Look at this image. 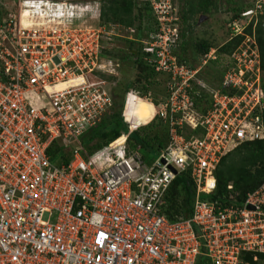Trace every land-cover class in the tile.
<instances>
[{"label":"built area","instance_id":"obj_1","mask_svg":"<svg viewBox=\"0 0 264 264\" xmlns=\"http://www.w3.org/2000/svg\"><path fill=\"white\" fill-rule=\"evenodd\" d=\"M18 2L19 12L0 20V264H196L202 249L210 264H251L244 260L249 253L258 261L264 254V182L242 204L232 194L226 206L202 195L216 190V169L227 153L264 139L259 46L254 34L240 29L262 13L261 6L230 23L231 39H243L211 91V108L202 113L190 95L192 82L217 59L216 51L198 67L180 63L176 2L142 0L155 18L141 40L144 62L169 77L167 97L158 104L136 90L126 95V104L152 103L149 122L159 117L168 124L167 147L147 164L127 143L145 124L136 115L125 117L127 133L92 154L82 142L115 102L116 84L108 77L119 63L104 59L103 33L63 24L79 18L67 2ZM36 7L52 18L23 23L22 11ZM59 10L67 16L55 21ZM183 127L203 134L187 138ZM55 142L71 151L68 164L52 161ZM181 173L196 188L193 212L170 221L163 212L166 196Z\"/></svg>","mask_w":264,"mask_h":264},{"label":"trees","instance_id":"obj_2","mask_svg":"<svg viewBox=\"0 0 264 264\" xmlns=\"http://www.w3.org/2000/svg\"><path fill=\"white\" fill-rule=\"evenodd\" d=\"M137 5L138 4L133 0H108L101 8V25L109 26L110 24H114L120 25L125 29H130L134 27L136 20L141 23V21L145 19L143 12V9L145 8L149 11L150 17H152L154 22L153 26L148 27L147 30V32H151L155 24V18L152 15L149 4L143 2V8L138 7ZM218 10L219 8L216 1L193 0L189 4L187 12L182 15L181 18L182 20L184 19V22H187L195 15L211 14V12H218ZM60 11L63 12V10ZM244 11L246 10L241 6L232 9V12L235 14L234 18L241 17L242 12ZM179 14H181L180 10ZM62 15H66V13ZM62 15H55L56 18L53 19L55 21H61ZM35 16H40L43 19L52 18L49 13L46 14L40 7H36V10L33 12L29 11V9H24L22 11L21 19L22 22L26 24L27 21L33 22ZM261 18L264 17L261 16L260 19ZM1 19L2 17H0V20ZM260 19H253L247 25L245 32L250 35L254 34L259 46L263 74L262 90L264 92V23L260 21ZM140 32H142V29L140 30L139 25L136 37L126 39L124 52L121 55H112L109 51L104 53L105 56L110 57L117 63L121 62L127 65L134 64L137 66L139 72L137 75V84H135L134 81H129L120 93L114 90V95H120L121 100H115L113 109L105 115L95 127L90 129L82 137L83 144L88 154H92L111 142L118 140L122 134L128 132L125 113L126 106L129 105V102L126 105V95L130 90L139 91L142 96L151 95L154 104L160 102L156 95H160L164 99L167 97L166 88L169 77L166 74L156 72L153 67L144 62L141 45V40L144 37ZM180 37L179 48L175 54L178 56L180 63H188V56H190L189 47H191V45L189 40L186 39V34L182 33V31ZM242 39V36H237L231 39L219 48V53L227 54L230 59L231 54L241 43ZM197 50L202 58L211 50V45L204 41L199 43ZM227 67L228 64L225 68V72L228 69ZM192 89L193 82L190 91V95L193 97V103L198 111L206 113V111L211 108V96L208 97L207 94L202 91L200 95L195 97ZM196 89L199 90V87H196ZM151 109H154V107L150 101L140 100L133 104V114L137 116L138 113L143 112V118L145 119L148 118L147 113ZM180 133L188 138L192 135L203 134V130L201 128L192 130L189 127H183L180 129ZM169 141L168 124L163 122L159 117H155L150 123L140 127L137 131L132 132L127 143L129 149L138 150L145 163L151 164L159 156L161 150L167 147ZM49 152L52 161L54 162L68 164L71 160V151L64 149L58 142H55L51 146ZM215 176L217 180L216 190L209 195L203 194V200H220L222 201V204L226 206L229 204L228 200L232 194L239 204L244 203L247 194L258 189L264 182V139L242 143L227 153V155L221 159L216 169ZM229 185H232L231 190L228 188ZM195 195L196 188L190 175L188 173L179 174L173 181L167 193V203L163 210L164 214L170 221L191 217ZM203 253L204 251L202 249V255L198 257L196 264H210L209 260L203 255ZM253 257L254 253H249L245 255L244 260L249 261L251 264H259L264 261V254H258V261H253Z\"/></svg>","mask_w":264,"mask_h":264},{"label":"rangeland","instance_id":"obj_3","mask_svg":"<svg viewBox=\"0 0 264 264\" xmlns=\"http://www.w3.org/2000/svg\"><path fill=\"white\" fill-rule=\"evenodd\" d=\"M55 2H67L71 5H69V9L71 12H75L79 18H76L75 20H62L67 15H62L66 13L64 10L61 12L59 10V13L56 15L61 16L62 15V23L65 24H71L74 27L76 26H90L93 29H98L101 31V41L102 46L104 47L103 55L105 60H109L110 57L105 56V52L109 51L112 55H121L124 52L125 48V41L126 39H132L136 37V33L138 32V26L140 25V30L142 29L141 35L146 38L148 36V27L153 26V20L152 17H150L149 11L145 8L144 16L145 19L141 21L136 20V23L134 27L130 29H125L124 27H121L120 25H114L110 24L109 26H106V29L104 31L103 27H100L101 25V8L102 6L108 1V0H54ZM136 2L138 7H144L142 4V0H133ZM176 2V5L178 6V9L180 10V18L182 15H184L189 7V4L193 0H174ZM216 1V4L218 5V12H211V14H203V15H195L192 19H189V21L184 22V19L180 20V26L182 33L186 34V39L189 40L191 47H189V53L190 56L188 59V63L192 67H198L201 60V55L198 54L197 47L199 46V43H202L206 41L211 45V50L216 51L214 54L217 59L216 60H210L206 66H204L200 73L198 74L196 80L193 82V89L192 92L197 97L203 92L207 94L208 97L211 95V91L215 88H217L220 84V81L224 75L225 68L227 64L229 63V57L227 54L219 53V48L223 46L225 43L231 40L230 31H229V25L230 23L235 19L234 12H232V9L241 6L245 10L248 9H257V6H261L262 13H259L256 18H253L255 20H259L261 16L264 17V0H213ZM74 5V7H72ZM32 5H29V8ZM68 8V6H67ZM19 12V2L18 0H0V17L6 18L12 16L13 14H17ZM47 14V13H46ZM153 15V14H152ZM38 18H41L40 16H37ZM42 19V18H41ZM251 19L248 22H243V24H240V29L242 27H247V25L253 20ZM50 21V20H49ZM260 21L264 23V18H261ZM32 22V21H27ZM26 22V24H27ZM245 23V24H244ZM111 27V28H110ZM143 39V38H142ZM122 51V52H121ZM180 52V51H179ZM109 58V59H108ZM113 60V59H112ZM114 64H116L114 61ZM119 65L115 66V74H111L108 79L113 80L116 86L113 88L117 92L120 93L122 89L125 87L126 83L129 81H134L135 84L138 78V72L137 66L134 64H123L121 62H118ZM194 65V66H193ZM107 69L112 72V66H107ZM196 87H199V90L196 89ZM201 89V90H200ZM165 95V93H164ZM159 100L164 99L160 95H156ZM116 101L121 100V96L117 95L115 96ZM152 100V99H151ZM133 104L134 102L130 101L129 105L126 106V113L125 116L128 119H131L133 114ZM128 107H129V116H128ZM154 109H151L148 111L147 116L148 118H143L144 113L140 112L138 113V121L140 123H145L144 125L150 123V119H152L154 115ZM141 127V126H140ZM131 134H129L130 136ZM129 138V137H128ZM83 142V139H82ZM62 143L65 144V142L62 140ZM68 150V149H66ZM259 264H264L263 262H260Z\"/></svg>","mask_w":264,"mask_h":264},{"label":"clouds","instance_id":"obj_4","mask_svg":"<svg viewBox=\"0 0 264 264\" xmlns=\"http://www.w3.org/2000/svg\"><path fill=\"white\" fill-rule=\"evenodd\" d=\"M243 13V12H242ZM257 19V18H256Z\"/></svg>","mask_w":264,"mask_h":264},{"label":"water","instance_id":"obj_5","mask_svg":"<svg viewBox=\"0 0 264 264\" xmlns=\"http://www.w3.org/2000/svg\"><path fill=\"white\" fill-rule=\"evenodd\" d=\"M17 1V0H16Z\"/></svg>","mask_w":264,"mask_h":264}]
</instances>
